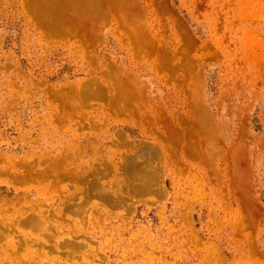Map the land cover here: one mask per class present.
<instances>
[{
  "label": "rangeland",
  "instance_id": "1",
  "mask_svg": "<svg viewBox=\"0 0 264 264\" xmlns=\"http://www.w3.org/2000/svg\"><path fill=\"white\" fill-rule=\"evenodd\" d=\"M0 264H264V0H0Z\"/></svg>",
  "mask_w": 264,
  "mask_h": 264
},
{
  "label": "bare ground",
  "instance_id": "2",
  "mask_svg": "<svg viewBox=\"0 0 264 264\" xmlns=\"http://www.w3.org/2000/svg\"><path fill=\"white\" fill-rule=\"evenodd\" d=\"M32 173H35V172H32ZM29 174H30V173H29ZM37 174H38V172H37ZM33 175H34V174H33ZM33 175L30 174V176H32V177H33ZM28 176H29V175H28ZM30 176H29V177H30ZM32 177H31V178H32ZM34 177H35V175H34ZM34 177H33V178H34ZM103 196H104V198L106 197L105 191H103ZM25 221H26L28 224H30V226L34 227L35 229H36V228L45 227V224H44L45 217H44L43 214H39V215H35V214H33V215H31V217H27V218L25 219ZM46 228H47V226H46ZM32 235H33L32 233H28V235L25 236L24 240L29 241L30 239H32V237H33ZM43 247H44V246H43ZM12 248H15V247L12 245Z\"/></svg>",
  "mask_w": 264,
  "mask_h": 264
}]
</instances>
